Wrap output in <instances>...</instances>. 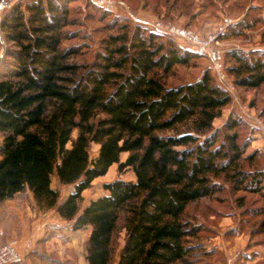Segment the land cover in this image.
<instances>
[{"label": "trees", "instance_id": "16d2710c", "mask_svg": "<svg viewBox=\"0 0 264 264\" xmlns=\"http://www.w3.org/2000/svg\"><path fill=\"white\" fill-rule=\"evenodd\" d=\"M72 2L16 5L1 22L13 49L0 65V202L27 190L40 211H55L73 232L89 228L86 264H112L120 230L115 264H192L202 252L192 243L201 227L186 218L188 207L222 193L220 181L238 192L264 191L262 171L243 169L255 160L243 157V121L230 115L221 130L212 127L232 98L210 71L166 85L198 54L140 26L113 23L94 60L76 62L80 45L65 44L79 37L66 31L77 25ZM230 58L235 87L264 86V53ZM114 165L135 180L103 185V195L82 207L83 193ZM53 175L71 187L63 200Z\"/></svg>", "mask_w": 264, "mask_h": 264}, {"label": "rangeland", "instance_id": "374dc122", "mask_svg": "<svg viewBox=\"0 0 264 264\" xmlns=\"http://www.w3.org/2000/svg\"><path fill=\"white\" fill-rule=\"evenodd\" d=\"M32 1L36 0H0V65L6 51L13 49L1 29V22L16 5L25 6ZM113 2L112 10L101 8L93 0H74L69 5L71 18L77 21V25L66 31L76 32L79 37L65 44L80 45L81 56L75 58L76 62L90 64L94 60L95 54L101 51L104 40L112 34L107 27L110 28L113 23L123 22L131 31L140 26L193 53L187 43L155 31L153 25L160 23L165 28H187L198 37L206 38L218 30L224 19L230 20V26L213 45L223 54L226 84L218 83L211 61L200 54L188 66L175 67L164 81L166 85L175 87L199 80L205 72L210 71L215 84L225 88L232 98L231 103L222 110V117L215 120L212 127L221 130L230 115L241 118L243 126L239 131V142L247 145L243 157L255 156L254 162L245 163L243 169L250 172L260 170L264 174V86L254 90L235 87L232 77L226 72L227 67L233 64L230 53H264V0ZM1 3L6 4V7L2 8ZM1 141L0 134V143ZM97 150L98 146L92 144L91 158L96 155ZM125 157L126 154H122L119 159L123 161ZM52 177V187L60 192L63 200L71 192V187H61L57 178L54 175ZM116 179L134 181L135 177L130 170L119 174L117 166H112L106 176L96 179L91 188L83 193L81 206L84 207L90 200L103 195V185ZM220 183L224 187L222 193L200 199L186 211V218L193 225L201 227L199 238L192 243L200 245L202 252L192 258V264H264V191L260 194L238 192L232 190L228 183ZM262 186L264 188V180ZM88 237L89 234L81 229L73 234L72 224L68 222L47 224L43 239L37 242L35 249L22 253L21 264H86ZM124 240L125 234L120 230L112 264H115ZM11 241H16L18 247L17 239H9L0 246Z\"/></svg>", "mask_w": 264, "mask_h": 264}, {"label": "crops", "instance_id": "0c3cea01", "mask_svg": "<svg viewBox=\"0 0 264 264\" xmlns=\"http://www.w3.org/2000/svg\"><path fill=\"white\" fill-rule=\"evenodd\" d=\"M53 222L65 223L66 221H61L56 212L40 211L35 206L32 194L26 190L15 198L0 203V245L9 239H17V250L21 254L31 252L35 249L37 242L43 239L45 226ZM81 230L88 234L90 232L89 228Z\"/></svg>", "mask_w": 264, "mask_h": 264}, {"label": "built area", "instance_id": "2783aa9c", "mask_svg": "<svg viewBox=\"0 0 264 264\" xmlns=\"http://www.w3.org/2000/svg\"><path fill=\"white\" fill-rule=\"evenodd\" d=\"M3 1L4 0H2V2ZM93 2L107 10H112L114 8L113 0H93ZM1 7H6V4L3 5V3H1ZM153 26L155 31L165 33L175 40L179 39L184 41L197 54L209 59L216 72L218 83H221L222 85L226 84L227 76L222 64L223 54L213 47V45L218 42V38L222 35L223 31L230 26V20L224 19L218 30L215 33L208 35L206 38H200L194 32L192 33L191 31L180 27L165 28V26H162L160 23H156ZM22 261L23 255L17 250L16 241H11L4 246H0V264H21Z\"/></svg>", "mask_w": 264, "mask_h": 264}]
</instances>
